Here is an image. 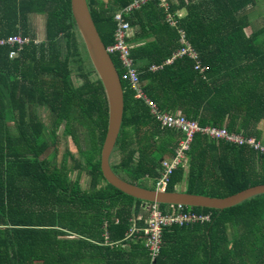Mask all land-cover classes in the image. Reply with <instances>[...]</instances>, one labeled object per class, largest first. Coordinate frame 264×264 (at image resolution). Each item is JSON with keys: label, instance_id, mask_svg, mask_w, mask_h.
<instances>
[{"label": "trees", "instance_id": "obj_1", "mask_svg": "<svg viewBox=\"0 0 264 264\" xmlns=\"http://www.w3.org/2000/svg\"><path fill=\"white\" fill-rule=\"evenodd\" d=\"M131 1L87 0L106 48L114 44L115 13ZM261 1L264 11V0L171 5L172 12L185 8L177 26L207 67L203 72L187 57L165 63L180 46L157 1L125 15L137 28L129 43L146 98L159 111L178 110L201 128L226 129L264 144V26L255 29L251 15ZM37 16L45 20L42 41L34 28ZM15 36L29 43L0 45V264H172L166 261L174 255L172 234L175 264H264V193L223 211L158 204L163 214L181 211L209 220L163 229L161 250L151 262L141 233L130 236L129 230L138 215L143 225L152 203L121 192L101 174L108 101L100 81L90 79L94 71L70 0H0V40ZM111 57L124 103L114 150L119 160L112 167L124 180L155 188L145 181L157 178L159 158L170 156L179 142L159 130L123 79L119 56ZM151 66L161 69L149 71ZM186 155L187 171L182 165L173 170L167 191L184 186L180 191L226 197L264 183V154L247 142L196 135ZM83 172L88 188L81 184Z\"/></svg>", "mask_w": 264, "mask_h": 264}, {"label": "built area", "instance_id": "obj_2", "mask_svg": "<svg viewBox=\"0 0 264 264\" xmlns=\"http://www.w3.org/2000/svg\"><path fill=\"white\" fill-rule=\"evenodd\" d=\"M150 1H157L158 5L165 9L169 7L170 2V0H132L123 10L117 11L114 18L117 24L114 34V44L106 48V51H108L110 55L119 56V59L122 63V68L125 70L123 79L128 82L130 88L134 91V97L136 99H141L146 103L150 109L152 118L160 125V127L162 129L182 132L185 136V139L180 142L179 147H177L178 149H176L175 155H173L170 160L162 162L164 172H161V176L157 180V189L164 190L168 182L169 175L173 170H175L177 166L184 163L186 152L189 150L190 144L196 135L206 136L215 140H226L230 143H236L239 145L245 144L247 142L250 146H252L253 149L264 154V144L254 143L253 139L246 140L241 136L239 138L237 134H230L225 129L209 127L201 128L196 122L188 121L185 117L165 114V112L159 111L157 106L146 98L139 86V75L130 53L131 45L129 44L128 39L130 38L131 27L129 22L125 20V15ZM179 42L181 47L173 54L172 59L188 57L195 62V70L198 69L200 72L205 71L207 67L199 64L196 51L189 46V43L187 42L183 33L180 35ZM27 43H29V39H23L19 36L10 37L7 40H0V45L8 44L21 47ZM15 55V51L10 53V57H14ZM152 69H155V67H152ZM149 204H147V207ZM180 207L182 206L179 205V208L177 207L178 210H180ZM149 208L150 214L147 227L143 230H137L134 228L129 231V235L132 236L135 233H143L145 237V247L150 252L151 262L154 261L155 257L159 253V250H161V241H163L164 238V235H162L163 229L168 226H184L194 221L209 220V217L207 216L195 218V216L183 214L181 211L178 213L163 214L159 210L158 203H152Z\"/></svg>", "mask_w": 264, "mask_h": 264}, {"label": "water", "instance_id": "obj_3", "mask_svg": "<svg viewBox=\"0 0 264 264\" xmlns=\"http://www.w3.org/2000/svg\"><path fill=\"white\" fill-rule=\"evenodd\" d=\"M70 9L89 65L100 81L106 101H108V128H106L99 155L101 174L106 182L145 203L207 207L220 211L264 193V183L250 186L226 197H216L179 190L146 188L119 177L112 167L111 156L118 143L123 120L124 103L121 78L94 25L87 0H70Z\"/></svg>", "mask_w": 264, "mask_h": 264}, {"label": "crops", "instance_id": "obj_4", "mask_svg": "<svg viewBox=\"0 0 264 264\" xmlns=\"http://www.w3.org/2000/svg\"><path fill=\"white\" fill-rule=\"evenodd\" d=\"M178 0H170V2H169V7L167 8V9H165V8H162L161 7V9H163V11L165 12V21L170 25V27H172V28H175L176 30H177V33H178V42H179V39H180V35H181V33H183L184 34V32L182 31V30H180L179 28H178V21L181 19V18H184V16H185V8H181V9H178V10H176L175 12H172L171 11V5L172 4H174V2L176 3ZM121 10H123V9H120L119 11H121ZM114 18H115V16H114ZM115 20V19H114ZM126 20V19H125ZM117 25V24H116ZM131 27V26H130ZM135 32H137V28L136 29H134V28H132L131 27V32H130V38L129 39H132L133 38V35L135 34ZM185 35V34H184ZM186 38V37H185ZM129 39H128V42H129ZM188 41V40H187ZM189 43V42H188ZM130 44V43H129ZM131 45V44H130ZM179 46L181 47V44H180V42H179ZM190 46V45H189ZM191 47V46H190ZM180 49V48H179ZM130 53H131V51H130ZM174 54V53H173ZM173 54H172V56H173ZM132 56V55H131ZM172 56L170 57V59H168L165 63L166 64H171L173 61H174V59H172ZM182 58H184V57H182ZM188 58V57H187ZM177 59V58H176ZM189 59V58H188ZM190 60V59H189ZM134 64H135V62H134ZM152 67H155V69H152ZM135 68H136V65H135ZM158 69H161V66H151V67H149V71H156V70H158ZM136 70H137V68H136ZM195 70V69H194ZM137 72H138V70H137ZM200 72V71H199ZM139 75V74H138ZM139 86H140V88H141V90H142V84L140 83V80H139ZM143 91V90H142ZM139 100H141V99H139ZM143 101V100H142ZM144 102V101H143ZM145 103V102H144ZM146 104V103H145ZM148 107V106H147ZM149 108V107H148ZM161 112H165V114H169V115H174V116H182V117H185L184 115H182L181 114V112L180 111H178V110H176L175 112H167V111H161ZM149 115L151 116V114H150V109H149ZM152 117V116H151ZM186 118V117H185ZM187 119V118H186ZM155 121V120H154ZM192 122H195V121H192ZM155 123H157L156 121H155ZM197 123V122H196ZM198 124V123H197ZM157 125L159 126V130L161 131V132H165L166 130H168L169 132H171V133H173L174 134V140H175V143H176V141L177 142H179V143H176V147H179V144H180V142H182L184 139H185V136H184V134L182 133V132H179V131H176V130H169V129H162L161 127H160V125L157 123ZM199 126V125H198ZM205 128H207V127H205ZM226 130V129H225ZM231 134V133H230ZM180 137H181V139H180ZM206 137V136H205ZM212 139V138H211ZM155 140L157 141V144H158V139L157 138H155ZM212 140H215V139H212ZM215 141H221V140H215ZM222 141H226V140H222ZM159 142H160V140H159ZM226 142H228V141H226ZM174 143V144H175ZM191 145V144H190ZM176 149H178V148H175L174 149V152L170 155V156H161L160 158H159V161H160V165H161V168H160V170H159V175L157 176V178L155 179L156 180V182H157V180H158V178H159V176H161L160 175V173L162 172H164V168H163V166H162V162L163 161H166V160H170L172 157H173V154L175 155V151H176ZM190 149V148H189ZM189 151V150H188ZM187 151V152H188ZM186 152V153H187ZM117 155V154H116ZM180 165H182V167H185V169H186V171H187V169H188V156L186 155L185 156V161H184V163L183 164H180ZM180 167V166H179ZM178 166L175 168V170L177 169V168H179ZM147 182H153L152 181V179H148L147 180ZM180 187V186H179ZM147 188V187H146ZM155 188H157V185L155 184ZM165 190H166V188H165ZM180 191V190H179ZM139 217H136L135 218V220H133V222L131 223V228H130V230H132V229H137V230H143V229H145L146 227H147V225H148V222H149V216H148V218L146 219V220H144L143 222V225H138V222L139 223H142V220H141V215H138ZM129 230V231H130ZM136 234V233H135ZM141 235L143 236V239H144V247H145V237H144V235H143V233H141ZM171 241L168 243L169 244V250L170 251H173V256L170 258V257H168L167 258V260L166 261H169V263L170 262H172V264H175V262H176V260H175V239H177V237L175 236V234H172V237L171 238H169ZM163 240H164V238H163ZM176 248H179V250H180V246L179 247H176ZM147 249V248H146ZM199 254V253H198ZM192 257V256H191ZM171 260V261H170Z\"/></svg>", "mask_w": 264, "mask_h": 264}, {"label": "rangeland", "instance_id": "obj_5", "mask_svg": "<svg viewBox=\"0 0 264 264\" xmlns=\"http://www.w3.org/2000/svg\"><path fill=\"white\" fill-rule=\"evenodd\" d=\"M259 12H261V14H259ZM254 13L255 14H253V13L251 14L252 18H253L252 22L254 24V28L256 29L258 27L264 26V11L262 9V1L259 2L258 12L255 11ZM34 28H35L36 33H37V39L41 40V41L44 40L45 39V33H44L45 20H44L43 16H37V18L35 19ZM86 59L88 61L87 56H86ZM88 63H89V61H88ZM77 67H78L77 63H75V62L71 63L72 72L75 73V74L78 73ZM90 79L95 81L97 78H96V76L94 74H92L90 76ZM209 128H212V127H209ZM262 130L264 131V124L262 125ZM237 136L240 138L239 135H237ZM262 140H264V138H262ZM259 143H263V142L260 140ZM75 149H76L75 145L72 144L71 145V153L72 154L76 153ZM116 154L117 153H113V155L111 157L112 164H116L118 162V160H119V157ZM88 181H89L88 176L83 172L82 173V178H81V184H82L83 188H88L89 187ZM156 183H157L156 180H154L152 183L151 182H147V180L145 181V184L148 185V186H154ZM177 188L179 190L182 189V188L184 189V186H181V187L178 186Z\"/></svg>", "mask_w": 264, "mask_h": 264}, {"label": "clouds", "instance_id": "obj_6", "mask_svg": "<svg viewBox=\"0 0 264 264\" xmlns=\"http://www.w3.org/2000/svg\"><path fill=\"white\" fill-rule=\"evenodd\" d=\"M231 134H234V133H231ZM155 189V188H154ZM157 189V188H156ZM161 190V189H160ZM165 190V189H164Z\"/></svg>", "mask_w": 264, "mask_h": 264}]
</instances>
